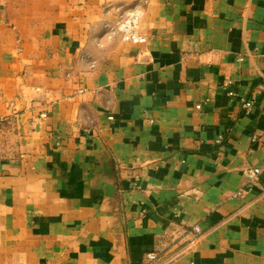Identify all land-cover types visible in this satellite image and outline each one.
I'll list each match as a JSON object with an SVG mask.
<instances>
[{
    "label": "crops",
    "instance_id": "0c3cea01",
    "mask_svg": "<svg viewBox=\"0 0 264 264\" xmlns=\"http://www.w3.org/2000/svg\"><path fill=\"white\" fill-rule=\"evenodd\" d=\"M263 191L264 0H0V264H264Z\"/></svg>",
    "mask_w": 264,
    "mask_h": 264
},
{
    "label": "built area",
    "instance_id": "2783aa9c",
    "mask_svg": "<svg viewBox=\"0 0 264 264\" xmlns=\"http://www.w3.org/2000/svg\"><path fill=\"white\" fill-rule=\"evenodd\" d=\"M120 38L121 41L131 44V45H143L146 42L145 36L142 34L139 28V16L136 14H132L125 18L120 26ZM206 57V64L210 63V56L209 54H205ZM242 58H237L240 61ZM223 89L225 90L226 85H223ZM260 87L263 88L262 85ZM227 95L229 97L237 96L232 91H228ZM240 109L244 114H249L251 109L254 106V99L253 98H240L238 97ZM219 139H222L219 137ZM251 141H255V136L251 137ZM243 157L246 154L242 155ZM261 174V170L256 167H252L250 165L244 164L242 168V175L244 178V183L242 187L237 190L232 197H239L245 194H249L252 188L257 184L259 176ZM264 192V191H263ZM208 232V227L203 224H197L190 228L191 237L190 239L178 249L168 253L162 254V250H156L145 254L143 261L140 264H173L177 260L183 258L186 255L193 253L202 242L204 237Z\"/></svg>",
    "mask_w": 264,
    "mask_h": 264
}]
</instances>
